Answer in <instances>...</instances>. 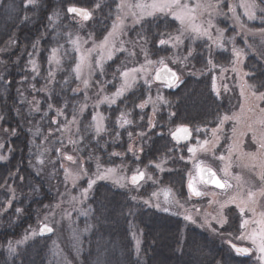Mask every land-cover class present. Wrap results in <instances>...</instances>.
<instances>
[{"label": "trees", "instance_id": "trees-1", "mask_svg": "<svg viewBox=\"0 0 264 264\" xmlns=\"http://www.w3.org/2000/svg\"><path fill=\"white\" fill-rule=\"evenodd\" d=\"M118 1L36 0L34 6H28L25 0L0 2V264L49 263L48 239L38 237L18 245L32 233L42 211L54 203V180L36 171V151H47L50 143L54 150L51 157L58 159L62 149L54 145V139L46 145L37 144L53 125V120L45 116L49 109L73 118L77 115L73 110L83 102L80 98L76 101L72 92L75 83L69 68L54 74L50 59L69 33L91 37L95 42L102 40L116 18ZM256 2L264 8L260 0ZM69 7L85 8L92 12V18L79 24L67 11ZM249 27L264 31V13ZM224 31L226 36L233 33L229 28ZM180 33L179 25L168 16L142 22L128 32L125 50L104 67L94 84L104 87V93L113 92L122 72L139 65L143 52L151 60L164 58L170 49L159 41L174 39ZM243 40L239 36L244 49ZM187 46L192 70L184 73L170 65L177 73V85L164 89L156 82L149 90V102L158 90L164 105L141 108L148 93L137 87L114 106L103 108L104 136L97 140L87 137L80 157L89 164L98 160L106 167L129 163L130 145L135 140L141 145L136 151L137 165L158 178V188L184 196L188 170L181 158L185 145L178 144L172 134L181 126L191 131L214 129L222 117L234 114L239 107L234 87L220 96L212 91L210 68L228 66L230 54H218L207 42ZM245 54L247 84L257 92L264 91V51L248 49ZM110 81L113 87L108 88ZM122 118L130 123H123ZM118 124L124 127L122 131ZM167 159L171 163H162ZM159 164L168 168V174H157L154 168ZM148 194L149 185L143 194L119 191L107 184L95 186L88 201L91 233L80 264H256L251 257L240 256L227 246L223 236L228 225L219 236L197 229L145 206L142 201ZM232 213L229 210L227 217L235 225Z\"/></svg>", "mask_w": 264, "mask_h": 264}, {"label": "rangeland", "instance_id": "rangeland-1", "mask_svg": "<svg viewBox=\"0 0 264 264\" xmlns=\"http://www.w3.org/2000/svg\"><path fill=\"white\" fill-rule=\"evenodd\" d=\"M25 1L28 6L36 4V2L29 4L28 0ZM137 2L138 0H125L126 5ZM143 2L151 3L152 0H143ZM182 2L188 3L190 7H194L197 4L200 5L195 13V23L200 25L201 34H197L190 28L181 25L171 15L159 12L153 16H145L137 23V17L131 14L127 6L123 9L119 7L121 4V0H119L116 18L105 37H109V33L114 31V25H118V27L114 35L109 37L108 44L104 48H101L100 45L104 42L105 37L99 42H95L91 37L86 38L69 33L65 37L66 41L60 43L57 49L53 50L50 59L53 73L57 74V72H62L69 68L71 79L75 83L73 86L75 89L72 92L75 94L76 101L80 98L79 100L83 102L76 110H73V114L74 111H77V115L73 118L62 115V111L58 112V114L54 111L53 113L55 114H53L49 109L45 116L53 120V125L47 135L42 140L40 139L39 144H37L41 146L46 145L47 141L54 139L56 141L54 145L57 144L62 149L58 155V159L56 156L51 157L54 150L50 148V143H48L49 148L47 151L46 148L36 151V171H38V174H43L50 180H54L52 184L54 203L42 211L32 233L25 240L19 242L18 245L23 246L25 243L37 239L40 227L47 225L53 230L52 235L45 238L48 239L47 244L49 245L50 253L48 264H80L81 255L85 251V245L91 233L88 201L93 189L98 184H107L119 191H135L142 194L149 185V194L142 201L145 206L179 218L197 229L207 231L216 236L221 235L220 230L226 228L228 225L229 228L225 230L223 238L230 249H232V245H236L239 248H254L251 241L247 238L238 239L237 237L241 233H244L245 237H247L256 225L249 223L246 228L241 229V216L236 203L228 204L223 209H221V203L233 195H244L246 197L248 189L255 190L262 186V182L259 179L260 169L253 168L252 165L255 162L244 155L245 153L256 151V145L251 141V133H248L246 136H242L241 133L245 132L246 125L252 123L259 115L258 112L255 114L249 112L248 108L258 103L264 106V101H257L251 95L253 89L246 82L248 75H245L246 72L244 70L247 56L245 50L249 49L252 51L253 49H259L264 51V31L252 30L249 27L250 24L257 22L258 17L263 13L260 12L259 9L261 7L257 3L256 18L252 20L248 19V16L245 15V8L240 6L243 0H182ZM132 11H135L137 16L139 15V9H132ZM70 14L75 15L73 13ZM157 16H168L179 25L181 31L179 43L175 39L167 43L170 50L167 53L168 55L162 59L168 68H170V65H173L174 67H179L184 73L190 72L192 68L188 63V59L191 51L185 50L186 45H188L187 47H191L197 42L212 43L215 52L218 54H230L231 56L228 66H212L210 68L213 93L216 96H220L222 93L227 92L228 88L234 87L239 96L238 110L229 116H239L241 121L239 124L233 119L226 120L221 124L224 116L221 118L219 125L214 129L190 130L191 135L187 139H181L179 142L175 139L178 144L185 145V155L183 156L182 163L186 164L188 171L185 175V194L182 197L178 196V193L172 189L165 187L158 188V178H155L147 170L141 169L137 165L136 151L141 149V145L135 142V140L130 145L129 163L123 161L120 165L106 167L98 160H94L92 164H89V160H86L88 161L86 162L80 157L81 154H84L80 152L83 151L81 145L85 144L87 137L97 140L104 136L106 121L102 114L103 108L114 106L137 87H142L148 93L144 108H149L152 105L156 107L164 105V100L158 90L155 91L154 98L149 102V90L156 84L155 73L161 67L159 61L162 59L151 60L144 52L141 62L134 67L141 69L143 66V70L130 75L128 78L130 86L125 87L121 95L117 96L116 93L125 82L122 74L119 77V84L116 90L111 93H104V87H100L98 83L94 84L97 76L100 77L102 75L104 67L125 50L128 32L139 26L142 22ZM76 18L77 23L81 24L84 22L79 16H76ZM225 28L231 29L235 35L232 33L226 36ZM204 30L207 31L206 35L202 34ZM237 33L244 39L245 44L243 47L245 50L238 42L239 36L236 37ZM234 50L241 53V55L237 57ZM109 51L111 52L110 59L108 58ZM81 56L87 59L78 75L75 69L76 65L80 63ZM97 61L101 62V66H97ZM148 61H152V63L149 64ZM262 62L264 63V57ZM132 75L135 76L134 82L131 79ZM85 81L87 85H85ZM106 87H113V83L111 81L108 82ZM163 88L168 89L167 86ZM242 89L244 92L243 96H241ZM106 97L108 99H105ZM113 99L115 102L110 103ZM98 122H101L103 125V130L99 133L97 132ZM118 128L121 131L124 129L122 124H118ZM234 128L236 130L235 135L233 133ZM180 135L183 136V133ZM138 136L143 137L140 134ZM204 141H209V143L201 147L200 145H203ZM2 147L3 143L0 141V153L2 152ZM67 148L70 149V152L66 150ZM189 148H193L195 151L189 152ZM230 148L232 149L231 152ZM49 149L53 150V152H49ZM68 156H71L73 159L71 161L68 160ZM220 156H223L224 159H218ZM162 163L168 164L171 163V160L167 159L162 161ZM164 164H159L154 168L158 175L166 173L168 168L166 169ZM197 165L211 168L216 172L218 178L228 179L233 187L225 193V190L205 186L200 182L199 175L197 174ZM225 168L227 169V176H225L223 171ZM109 169L114 171L109 173L107 171ZM137 170L143 172L145 175L144 179L134 186L131 183V177L137 173ZM58 173H60L59 178L57 176ZM98 174H106V178L98 179ZM235 177H239V181ZM190 178L194 186L206 193L205 195L197 197L190 193L188 187ZM90 180L95 181L91 188H89ZM166 194L167 200L165 199ZM145 201H148V203H145ZM238 202L239 199H237ZM156 205H159V207H156ZM255 208L256 217H252L250 212H246L245 217L250 219L258 218L259 213L264 211V198L258 197V204L255 205ZM164 209H167V211ZM229 210H233L231 215L235 218V225L231 224L230 219L227 217ZM221 212L227 217V223L223 227L217 223L221 219ZM185 216H191L196 223L185 220ZM135 242L136 247H138L139 239H136ZM238 255L242 256L241 254ZM258 255L259 253L253 250L252 254L248 257H251L254 263L260 264L257 260Z\"/></svg>", "mask_w": 264, "mask_h": 264}, {"label": "snow or ice", "instance_id": "snow-or-ice-1", "mask_svg": "<svg viewBox=\"0 0 264 264\" xmlns=\"http://www.w3.org/2000/svg\"><path fill=\"white\" fill-rule=\"evenodd\" d=\"M35 2L36 0H28L29 4H34ZM260 3L264 4V0H260ZM125 6L129 8V11H131V14L134 17H137L136 19L137 23L141 19H143L145 16H153L155 13L159 12L162 14L171 15L175 20H178L181 23V25L187 28H190L193 32L197 34H201L200 25H197L195 23V20H196L195 13L197 9L200 7L199 4L195 5L194 7H190L188 3L182 2V0H152L151 3H145L143 2V0H138V2L135 4L128 3L126 5L125 0H121V4L119 5V7L123 9ZM240 6L245 8V15L248 16V19L252 20L256 18V10L258 8L256 0H243ZM96 7H99V4H97ZM209 7H211V5H209ZM132 9H139V15L137 16V13L135 11H132ZM259 10L261 13H264V8H260ZM67 11L69 13L75 14V16H79L83 21H88L89 19L92 18V12H90L89 10L85 8L69 7ZM117 27L118 25L113 26L114 31L112 33H109V37L114 35ZM202 34L206 35L207 31L204 30ZM109 37H105L104 42L100 45L101 48H104L105 45L108 44ZM172 39L173 38L171 37L167 41L164 39H161L159 43L161 45H164V44L170 43ZM174 39L177 43L180 42L179 36L175 37ZM234 53L237 57L241 55V53L235 52V50H234ZM108 58L109 59L111 58L110 51L108 52ZM86 59H87L86 57L81 56L80 63L76 65L75 70L78 75L82 67L85 65ZM57 63H59V61H57ZM148 63L151 64L152 61H148ZM159 64L161 65V67H159L156 70L155 79L156 80L163 79L164 81H166L167 86L169 87L175 86V82L178 80V77H176V74L172 72L170 68H168V66L164 63L163 59L159 61ZM97 66H101L100 61H97ZM141 70H143V66L141 69L133 68L128 71L122 72V76L125 78V82H124V85H122L121 89L118 90V92L116 93L117 96L122 94L123 89L125 87L130 86L129 79H128L130 75L140 72ZM169 74H171L172 79L168 78ZM245 75L247 76L248 73H245ZM131 79H132V82H134L135 76L132 75ZM145 82L147 83V81ZM85 85H87L86 81H85ZM249 87L252 88L253 86L249 85ZM243 95H244V92L242 89L241 96ZM251 95L255 97L257 101H264V91L257 92L255 89H253L251 92ZM105 99H108V98L106 97ZM114 102H115L114 99L110 101V103H114ZM140 107L143 108L144 104H141ZM248 111L254 114L258 112L259 115L252 123H249L246 125V131L242 132L241 135L246 136L248 135V133H251V141L252 143L256 145V151L251 152V153H245L244 155L247 156L251 161L255 162L252 165L253 168L260 169L259 179L262 182V186L259 189H255V190L251 188L248 189L246 192V197L244 195H239V196L233 195L229 197L227 200L221 203V209L226 207L228 204L236 203V206L239 209L240 216H241L240 228L241 229L246 228L249 225V223L256 225V227L251 230V232L247 235V237H245L244 233H241V235L237 237L238 239L247 238L248 240H250L252 245L254 246L253 249L238 248L236 247V245H232V247L236 250L238 254L251 255L253 250L256 251L257 253H259V255L257 256V260L260 262V264H264V211L260 212L258 218H255V219H250V218L245 217L246 212H250L252 214V217H256L257 213H256L255 205L258 204V197L264 198V106H262L259 103L254 104L248 108ZM229 119L235 120L237 124L241 122L240 117L237 115H234L232 117L225 116L223 120L221 121V124H223L224 121L229 120ZM122 121L123 123H130V121L123 120V118H122ZM102 130H103V125L101 122H98L97 132L99 133ZM235 131L236 130L234 128L233 129L234 135H235ZM181 133H183V136L180 135ZM172 135H173V138L179 142V140L181 139H187L191 135V132L189 128L181 126L177 128L176 132H174ZM208 143L209 141H204L203 145H200V146L203 147L204 145H207ZM188 151L194 152L195 150L193 148H189ZM231 151L232 149L230 148V152ZM67 159L71 161L73 158L71 156H68ZM181 159H183V157ZM218 159L223 160L224 157L220 156L218 157ZM196 167H197V174L199 175V178H200V182L204 184L205 186L209 184L215 185L216 188L225 190V193L227 192L228 189H231L233 187V185L229 182L228 179L218 178L216 175V172L213 171L211 168L201 167L200 165H197ZM107 171L110 173L114 170L109 169ZM223 171H224L225 176H227L228 175L227 169L225 168ZM144 175L145 174L143 172H140L139 170H137V173L131 177V183L135 186L136 184L139 183L140 180L144 179ZM97 178L105 179L106 174H103V175L98 174ZM235 179L239 181L240 178L235 177ZM94 183H95L94 180H90L89 188H91L92 184ZM188 187H189L190 193L197 197L206 194L198 190L194 186L191 178L189 180ZM165 199L167 200V194H166ZM237 199H239L238 203H237ZM145 203H148V201H145ZM250 205H252V207H250ZM156 207H159V205H156ZM164 210L167 211V209H164ZM17 211H19V209H17ZM184 219L187 221H190L191 223H196V221L193 220L191 216H185ZM217 223H219L221 227H223L224 224L227 223V217L223 215V212H221V219L218 220ZM45 229L48 232L52 231V229L50 227H47V225H45ZM43 231L44 229H41V233H43Z\"/></svg>", "mask_w": 264, "mask_h": 264}, {"label": "water", "instance_id": "water-1", "mask_svg": "<svg viewBox=\"0 0 264 264\" xmlns=\"http://www.w3.org/2000/svg\"><path fill=\"white\" fill-rule=\"evenodd\" d=\"M163 75V74H162ZM177 77V76H176ZM169 79H172V77H171V74H169V77H168ZM156 82H158V83H161V84H164V85H167V83H166V81H164L163 79H161V80H156ZM177 82H178V80L175 82V85L177 84ZM173 87V86H172ZM217 175V174H216ZM218 177V176H217ZM207 186H209V187H212V188H215V189H218V190H222V189H219V188H216L215 187V185H212V184H209V185H207ZM48 227V226H47ZM41 229H44V231H43V233H41ZM52 232H53V230L51 231V232H48L46 229H45V226H41L40 227V229H39V232H38V236L40 237V238H47V237H50L51 235H52ZM239 248V247H238ZM232 249H233V251L234 252H236V250L232 247ZM237 253V252H236ZM242 256H244V257H247V256H249V255H245V254H241Z\"/></svg>", "mask_w": 264, "mask_h": 264}]
</instances>
